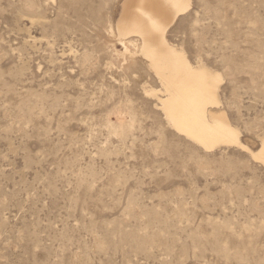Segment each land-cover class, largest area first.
Masks as SVG:
<instances>
[{
  "label": "rangeland",
  "instance_id": "obj_1",
  "mask_svg": "<svg viewBox=\"0 0 264 264\" xmlns=\"http://www.w3.org/2000/svg\"><path fill=\"white\" fill-rule=\"evenodd\" d=\"M121 3L0 0V264H264V165L168 123ZM191 3L167 38L257 149L264 0Z\"/></svg>",
  "mask_w": 264,
  "mask_h": 264
},
{
  "label": "bare ground",
  "instance_id": "obj_2",
  "mask_svg": "<svg viewBox=\"0 0 264 264\" xmlns=\"http://www.w3.org/2000/svg\"><path fill=\"white\" fill-rule=\"evenodd\" d=\"M191 2L122 0L121 12L115 23L110 20L108 33L125 44L124 52L119 51L122 54L134 55L129 46L138 47L161 85L160 89L147 92L157 96L168 123L178 133L205 151H213L220 145L238 147L264 165V134L260 146L252 149L242 140L240 128L221 109L219 87L223 75L203 64H193L186 51L167 38L169 29L190 8Z\"/></svg>",
  "mask_w": 264,
  "mask_h": 264
}]
</instances>
